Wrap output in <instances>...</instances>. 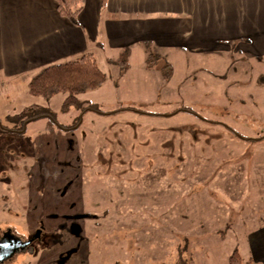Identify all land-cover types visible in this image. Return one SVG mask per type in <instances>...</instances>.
Segmentation results:
<instances>
[{
    "label": "rangeland",
    "instance_id": "1",
    "mask_svg": "<svg viewBox=\"0 0 264 264\" xmlns=\"http://www.w3.org/2000/svg\"><path fill=\"white\" fill-rule=\"evenodd\" d=\"M173 40L184 42L164 38ZM185 42L138 40L122 49L104 41L96 58L106 78L77 97L115 114L87 110L73 131L46 118L20 134L0 125V235L39 228L44 237L32 253L0 264H229L235 248L241 264H264L250 253L251 237L264 232V139L245 141L184 112L134 111L186 105L241 135H264V63L250 55L256 45L238 52L221 38L205 50ZM13 90L0 96L3 124L33 103L63 125L81 112L61 110L63 92L47 99L22 82Z\"/></svg>",
    "mask_w": 264,
    "mask_h": 264
},
{
    "label": "crops",
    "instance_id": "2",
    "mask_svg": "<svg viewBox=\"0 0 264 264\" xmlns=\"http://www.w3.org/2000/svg\"><path fill=\"white\" fill-rule=\"evenodd\" d=\"M171 37L184 42H164ZM219 38L230 40V48L238 52L255 44V52L248 53L264 55V42L258 40L264 41V0H106L104 5L102 0H82L76 25L59 14L56 0H0V89L5 88L0 96H11L15 84L27 85L47 64L86 52L97 61L104 41L128 49L124 46L138 40L189 47L188 40L194 49L205 50ZM150 59H145L146 69ZM250 240L253 261L264 259V232Z\"/></svg>",
    "mask_w": 264,
    "mask_h": 264
},
{
    "label": "trees",
    "instance_id": "3",
    "mask_svg": "<svg viewBox=\"0 0 264 264\" xmlns=\"http://www.w3.org/2000/svg\"><path fill=\"white\" fill-rule=\"evenodd\" d=\"M106 0H102V5L105 4ZM82 0H56L57 10L60 15L66 17L72 24H77V14L81 9ZM257 61L264 63V55H254ZM150 61V60H149ZM122 67H126L128 64L126 60L119 59ZM151 62L148 63V65ZM169 64V63H168ZM106 78V74L102 71L91 52H86L77 58L47 64L41 67L27 82V90L30 94L42 96L49 99L56 93L63 92L64 98L61 104V110L66 111L71 107L81 108V112L74 118L73 122L68 125L60 124L56 121L54 113L46 106L40 104H30L25 106L22 110L5 115L0 125L8 133H24L27 130V125L30 122L46 118L50 124L55 125L60 130L72 131L77 128L83 121V116L87 110H93L97 114L101 115H112L115 111H101L96 104H86L80 100L77 95L79 93L93 90L100 86ZM138 114H146L153 116H172L179 112L191 114L206 123L209 124H220L227 130L236 134L238 137L245 141H259L260 138L264 139L263 136H244L239 134L234 128L226 123L219 122L214 119H207L197 113L191 106L182 105L169 110L168 112H153L148 110L135 109ZM89 214H76L77 218L90 217ZM229 264H241V257L238 250L235 248L229 255Z\"/></svg>",
    "mask_w": 264,
    "mask_h": 264
},
{
    "label": "water",
    "instance_id": "4",
    "mask_svg": "<svg viewBox=\"0 0 264 264\" xmlns=\"http://www.w3.org/2000/svg\"><path fill=\"white\" fill-rule=\"evenodd\" d=\"M40 232L41 230L37 229L31 238L26 239L23 235H17L8 228L0 237V263L18 252L32 253L34 248L28 245L39 237Z\"/></svg>",
    "mask_w": 264,
    "mask_h": 264
},
{
    "label": "flooded vegetation",
    "instance_id": "5",
    "mask_svg": "<svg viewBox=\"0 0 264 264\" xmlns=\"http://www.w3.org/2000/svg\"><path fill=\"white\" fill-rule=\"evenodd\" d=\"M8 228H6V230H7ZM11 229V228H10ZM39 229V228H38ZM35 230H37V229H35ZM35 230L32 232V234H29V235H27L25 238L26 239H29V238H31L34 234H35ZM41 230V229H40ZM11 231L13 232V233H15L12 229H11ZM5 231H3L2 233H1V235H0V237L2 236V234L4 233ZM16 234V233H15ZM42 236H43V232L41 231L40 232V235H39V237L38 238H36V239H34L28 246H33V248H35L34 246H35V243L36 242H39V241H41L43 238H42ZM44 240V239H43Z\"/></svg>",
    "mask_w": 264,
    "mask_h": 264
}]
</instances>
